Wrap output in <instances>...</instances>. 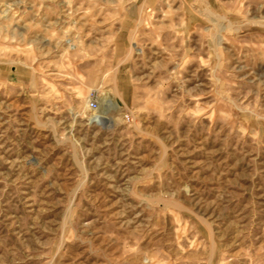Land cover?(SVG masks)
<instances>
[{"label": "rangeland", "instance_id": "obj_1", "mask_svg": "<svg viewBox=\"0 0 264 264\" xmlns=\"http://www.w3.org/2000/svg\"><path fill=\"white\" fill-rule=\"evenodd\" d=\"M191 8L0 0V264H264V0Z\"/></svg>", "mask_w": 264, "mask_h": 264}, {"label": "crops", "instance_id": "obj_2", "mask_svg": "<svg viewBox=\"0 0 264 264\" xmlns=\"http://www.w3.org/2000/svg\"><path fill=\"white\" fill-rule=\"evenodd\" d=\"M158 0H148L150 4L156 3ZM183 8V20L180 22L181 31H187L195 23L196 13L192 10V5L198 0H179Z\"/></svg>", "mask_w": 264, "mask_h": 264}, {"label": "built area", "instance_id": "obj_3", "mask_svg": "<svg viewBox=\"0 0 264 264\" xmlns=\"http://www.w3.org/2000/svg\"><path fill=\"white\" fill-rule=\"evenodd\" d=\"M87 106L90 110L98 111L100 108V102L98 100V93L95 90H91L88 95Z\"/></svg>", "mask_w": 264, "mask_h": 264}, {"label": "bare ground", "instance_id": "obj_4", "mask_svg": "<svg viewBox=\"0 0 264 264\" xmlns=\"http://www.w3.org/2000/svg\"><path fill=\"white\" fill-rule=\"evenodd\" d=\"M96 112H98V111H94V113L96 114ZM95 117V120H97L98 119V117H100L99 115H96V116H94ZM102 117V116H101ZM104 118V117H103Z\"/></svg>", "mask_w": 264, "mask_h": 264}]
</instances>
